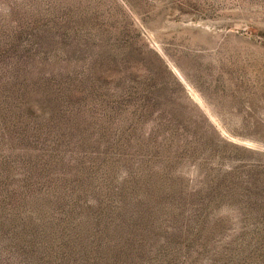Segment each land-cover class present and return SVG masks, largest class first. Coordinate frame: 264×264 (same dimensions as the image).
<instances>
[{"label": "rangeland", "instance_id": "1", "mask_svg": "<svg viewBox=\"0 0 264 264\" xmlns=\"http://www.w3.org/2000/svg\"><path fill=\"white\" fill-rule=\"evenodd\" d=\"M0 264H264V0H0Z\"/></svg>", "mask_w": 264, "mask_h": 264}]
</instances>
